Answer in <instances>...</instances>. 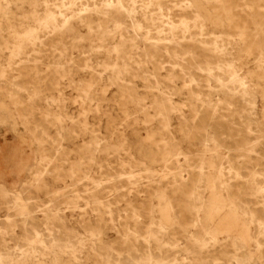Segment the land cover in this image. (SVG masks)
<instances>
[{
	"label": "clouds",
	"instance_id": "9594fccd",
	"mask_svg": "<svg viewBox=\"0 0 264 264\" xmlns=\"http://www.w3.org/2000/svg\"><path fill=\"white\" fill-rule=\"evenodd\" d=\"M0 264H264V0H0Z\"/></svg>",
	"mask_w": 264,
	"mask_h": 264
}]
</instances>
